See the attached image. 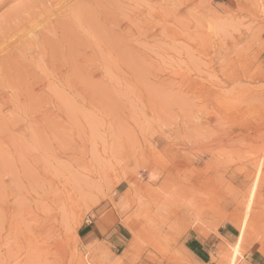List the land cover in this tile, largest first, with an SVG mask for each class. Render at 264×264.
<instances>
[{
	"label": "rangeland",
	"instance_id": "374dc122",
	"mask_svg": "<svg viewBox=\"0 0 264 264\" xmlns=\"http://www.w3.org/2000/svg\"><path fill=\"white\" fill-rule=\"evenodd\" d=\"M189 235L264 252V0H0V264H195Z\"/></svg>",
	"mask_w": 264,
	"mask_h": 264
},
{
	"label": "crops",
	"instance_id": "0c3cea01",
	"mask_svg": "<svg viewBox=\"0 0 264 264\" xmlns=\"http://www.w3.org/2000/svg\"><path fill=\"white\" fill-rule=\"evenodd\" d=\"M85 231L86 229L81 230V234H78V237L88 239L92 238L93 236H100L99 234H84ZM120 231L121 230L119 229V231H114L115 234H107L105 239L111 245L114 244L115 246H122L127 234H119ZM233 231L234 230L231 228L223 226L217 232V236L212 234L209 239L213 240L216 239L215 237H219L230 241L235 238ZM182 246L191 260L195 262V264H211L210 253L206 249L207 245L200 241L196 236H186L183 240ZM238 264H264V252H262L259 248H253L252 250L250 249L247 253H245V255H243Z\"/></svg>",
	"mask_w": 264,
	"mask_h": 264
},
{
	"label": "bare ground",
	"instance_id": "6f19581e",
	"mask_svg": "<svg viewBox=\"0 0 264 264\" xmlns=\"http://www.w3.org/2000/svg\"><path fill=\"white\" fill-rule=\"evenodd\" d=\"M261 49V48H260ZM129 178V177H128ZM126 179V178H125ZM132 179V178H131ZM126 179L125 181H127V183L132 186L135 190L139 191L140 187L139 185H135L134 186V183H133V179ZM119 181V180H118ZM122 181V180H121ZM136 183V182H135ZM241 183V182H240ZM132 184V185H131ZM239 186V185H238ZM242 186V185H241ZM142 189V188H141ZM209 210L213 211L215 210V206L214 205H211L209 204ZM230 220V219H229ZM243 219L241 218V216L237 215V218H236V222H234V227H236L238 233H239V238H238V245L234 248H232L233 251H238L237 249H241L243 244L245 243L246 241V238H247V234L249 233V226L246 225L243 221ZM128 223V222H127ZM126 229L129 231V233L132 234L133 236V240L135 241L137 239V232L131 228L130 226H125ZM77 238V237H76ZM75 238V239H76ZM77 240V239H76ZM136 242V241H135ZM135 245V244H134ZM92 246V245H91ZM89 246V247H91ZM89 251V250H88ZM97 252V251H96ZM103 253V252H102ZM238 253V252H237Z\"/></svg>",
	"mask_w": 264,
	"mask_h": 264
}]
</instances>
